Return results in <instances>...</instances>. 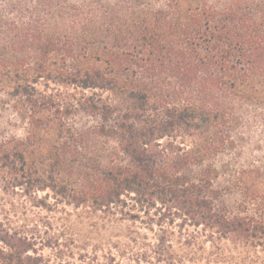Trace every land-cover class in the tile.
Segmentation results:
<instances>
[{
    "label": "trees",
    "instance_id": "obj_1",
    "mask_svg": "<svg viewBox=\"0 0 264 264\" xmlns=\"http://www.w3.org/2000/svg\"><path fill=\"white\" fill-rule=\"evenodd\" d=\"M244 103L264 106V0H0V112L26 125L0 137V193L129 222L146 264L264 251L261 175L205 166ZM58 229L0 217V264H100Z\"/></svg>",
    "mask_w": 264,
    "mask_h": 264
},
{
    "label": "rangeland",
    "instance_id": "obj_2",
    "mask_svg": "<svg viewBox=\"0 0 264 264\" xmlns=\"http://www.w3.org/2000/svg\"><path fill=\"white\" fill-rule=\"evenodd\" d=\"M77 1V0H71ZM115 1V0H108ZM239 119L232 127L230 137L232 147L227 148L218 156L206 161L205 166L216 167L219 171L218 184L226 181L230 173L253 171L251 176H259V181L264 184V106L251 103L240 105L237 111ZM26 134V125L10 109L0 112V137L16 136L23 138ZM243 193V192H242ZM240 189L225 190L222 200L230 209H236L243 200ZM68 215L61 212L49 213L39 209H32L19 197L0 193V217L17 222L34 219L43 223L48 222L52 229L48 235H59L62 224L67 230L62 234L63 241L74 239L78 246L87 245L89 252L97 254L100 264H146L139 261L141 251L133 242L136 234L132 233L133 227L129 222L97 225L90 224L84 219L82 211L66 208ZM58 229V230H56ZM143 232V230H142ZM233 246V245H231ZM253 251V250H251ZM255 251V250H254ZM45 253H48L46 250ZM245 262L232 261L224 264H264V251L259 248L257 256L249 252ZM245 256V255H244ZM215 264V263H213ZM223 264V263H219Z\"/></svg>",
    "mask_w": 264,
    "mask_h": 264
}]
</instances>
